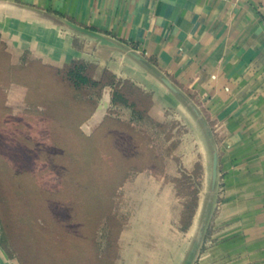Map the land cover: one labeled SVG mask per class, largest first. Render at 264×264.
I'll return each instance as SVG.
<instances>
[{
	"label": "rangeland",
	"instance_id": "374dc122",
	"mask_svg": "<svg viewBox=\"0 0 264 264\" xmlns=\"http://www.w3.org/2000/svg\"><path fill=\"white\" fill-rule=\"evenodd\" d=\"M13 41L0 36V177L11 180L0 179V264H20L4 233L31 264H181L153 256L171 202L162 190H174L182 229L196 215L201 244L224 198L228 133L208 99L158 76L163 92L139 86L150 94L143 117L111 101L99 111L97 89L71 87L54 70L65 64ZM102 56L79 60L97 67Z\"/></svg>",
	"mask_w": 264,
	"mask_h": 264
},
{
	"label": "crops",
	"instance_id": "0c3cea01",
	"mask_svg": "<svg viewBox=\"0 0 264 264\" xmlns=\"http://www.w3.org/2000/svg\"><path fill=\"white\" fill-rule=\"evenodd\" d=\"M61 19L101 33L145 62ZM0 36L55 65L94 50L103 55L98 77L108 69L117 81L153 83L163 92L155 77L164 76L206 97L228 133L224 198L202 245L196 215L182 229L174 190L163 189L171 202L162 206V230L154 233L161 245L153 256L181 264H264V0H0ZM110 90L102 87L97 110L111 101ZM169 238L171 256L164 253Z\"/></svg>",
	"mask_w": 264,
	"mask_h": 264
},
{
	"label": "trees",
	"instance_id": "16d2710c",
	"mask_svg": "<svg viewBox=\"0 0 264 264\" xmlns=\"http://www.w3.org/2000/svg\"><path fill=\"white\" fill-rule=\"evenodd\" d=\"M96 68L97 67L95 65L90 63H85L80 60H72L61 68H54V70L57 76H59L63 82L75 89H97V98L100 96L102 87L105 85H110L113 89L111 99L113 105L123 104L125 107L132 109L134 113L137 112L139 116L143 117L145 112L148 110V100L150 98V94L130 81H117L115 76L107 70H105L99 77H94L97 75ZM0 179L2 185H10V179H4L3 176L0 177ZM3 230L5 231L6 229L4 228ZM12 230L15 232L14 228H12ZM12 230H10L11 233ZM4 235L11 249H14L13 254L18 262L20 264H31L27 260L25 254L22 252L23 244L17 240V237L13 238V233L12 236L6 233H4ZM1 244L4 245V243Z\"/></svg>",
	"mask_w": 264,
	"mask_h": 264
},
{
	"label": "water",
	"instance_id": "95a60500",
	"mask_svg": "<svg viewBox=\"0 0 264 264\" xmlns=\"http://www.w3.org/2000/svg\"><path fill=\"white\" fill-rule=\"evenodd\" d=\"M61 22L68 28L73 29L79 33H82L88 37L93 38L97 43L104 45V46H108V47H114L120 50L125 51L126 53H128L130 56H132L133 58L141 61V62H145L144 59L142 57H140L138 54H136L133 51H129L126 47L120 45L119 43L114 42L113 40L105 37L104 35H102L101 33H98L92 29H89L87 27H83L80 26L70 20L67 19H61ZM160 79L162 80V82L173 92L178 93V89L164 76H160ZM216 166H217V154L216 152L213 153L212 156V180L214 181L215 176H216ZM200 229V236L202 234V226L199 228Z\"/></svg>",
	"mask_w": 264,
	"mask_h": 264
}]
</instances>
